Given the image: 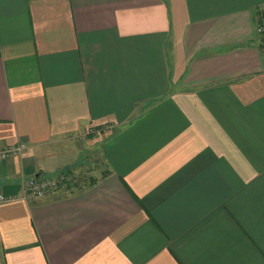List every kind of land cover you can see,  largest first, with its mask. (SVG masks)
Masks as SVG:
<instances>
[{"label": "crops", "instance_id": "obj_1", "mask_svg": "<svg viewBox=\"0 0 264 264\" xmlns=\"http://www.w3.org/2000/svg\"><path fill=\"white\" fill-rule=\"evenodd\" d=\"M260 13L0 0V149L26 144L0 162V264H264ZM61 172L74 190L24 194Z\"/></svg>", "mask_w": 264, "mask_h": 264}, {"label": "built area", "instance_id": "obj_2", "mask_svg": "<svg viewBox=\"0 0 264 264\" xmlns=\"http://www.w3.org/2000/svg\"><path fill=\"white\" fill-rule=\"evenodd\" d=\"M257 32L264 36V28L259 25L257 18ZM264 48V46H263ZM26 149V144L19 142L15 145L0 149V162L19 156ZM75 179L69 173L61 172L53 177L36 179L31 178L23 183L22 188L26 196L32 198H46L57 192H70L74 190ZM12 198L0 194V203L11 201Z\"/></svg>", "mask_w": 264, "mask_h": 264}, {"label": "rangeland", "instance_id": "obj_3", "mask_svg": "<svg viewBox=\"0 0 264 264\" xmlns=\"http://www.w3.org/2000/svg\"><path fill=\"white\" fill-rule=\"evenodd\" d=\"M90 157H91V160H89V162H86L87 163L86 167L89 170L88 172L92 170H96L98 169V167L101 168V166H104L105 161L102 158L101 151L90 153ZM88 172H85V174L82 173L84 178L87 177ZM88 180L84 179L83 181L87 182Z\"/></svg>", "mask_w": 264, "mask_h": 264}, {"label": "trees", "instance_id": "obj_4", "mask_svg": "<svg viewBox=\"0 0 264 264\" xmlns=\"http://www.w3.org/2000/svg\"><path fill=\"white\" fill-rule=\"evenodd\" d=\"M258 23L260 26L264 28V13H260L258 15ZM263 45H264V38L262 39Z\"/></svg>", "mask_w": 264, "mask_h": 264}]
</instances>
